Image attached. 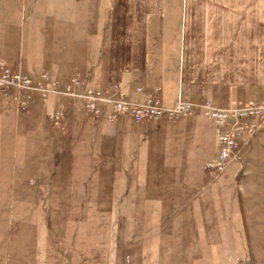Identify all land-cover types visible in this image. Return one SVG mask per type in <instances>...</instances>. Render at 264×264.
<instances>
[{"label": "rangeland", "instance_id": "rangeland-1", "mask_svg": "<svg viewBox=\"0 0 264 264\" xmlns=\"http://www.w3.org/2000/svg\"><path fill=\"white\" fill-rule=\"evenodd\" d=\"M116 6L109 1L111 13ZM51 8L0 0V78L8 67L38 86L48 74L61 91L0 83V264H264V130L250 147L239 136L240 160L216 177L208 163L220 130L202 111L110 120L101 102L104 115H93L70 87L109 97L118 85L132 101L165 105L161 88L134 97L142 82H120L116 64H91L80 27ZM90 43L100 53L112 33ZM248 101L264 103L228 107Z\"/></svg>", "mask_w": 264, "mask_h": 264}, {"label": "crops", "instance_id": "crops-1", "mask_svg": "<svg viewBox=\"0 0 264 264\" xmlns=\"http://www.w3.org/2000/svg\"><path fill=\"white\" fill-rule=\"evenodd\" d=\"M109 1L51 0V9L80 27L75 38L86 39L79 40L83 49L93 50L91 39L110 42L112 33L111 47L102 44L86 58L116 64L114 76L126 85L132 76L142 82L144 91L134 89V97L145 99L158 86L168 106L179 96L224 107L264 101V0H116L112 13ZM69 2L74 8L64 9Z\"/></svg>", "mask_w": 264, "mask_h": 264}, {"label": "built area", "instance_id": "built-area-1", "mask_svg": "<svg viewBox=\"0 0 264 264\" xmlns=\"http://www.w3.org/2000/svg\"><path fill=\"white\" fill-rule=\"evenodd\" d=\"M3 85H14L21 89H34L40 91L45 97L52 92H61L56 89L57 82L50 75H44L39 85L31 84V79L11 68H4L3 77L0 78ZM70 87L68 94L76 95L86 101L87 110L97 117L104 115L101 102L108 103L110 111L107 117L115 120L120 115H129L133 120L139 122L147 119L162 117L180 118L202 111L210 118L220 130L219 146L220 151L216 159L208 163V166L216 172V177L224 173L231 162L240 158L235 154L239 145L238 137L246 133L245 145L250 147L253 144L255 135L264 130V103L248 101L242 106L220 107L211 100L202 103H194L179 99L173 107L162 105L160 100L151 96L144 101H132L126 93L114 85L113 94L109 97L102 96L99 92L81 85L80 90L75 92ZM140 90V89H139ZM60 115L57 116V119Z\"/></svg>", "mask_w": 264, "mask_h": 264}]
</instances>
